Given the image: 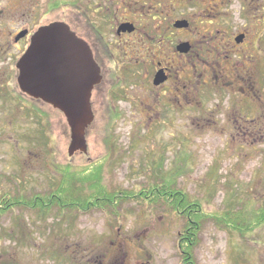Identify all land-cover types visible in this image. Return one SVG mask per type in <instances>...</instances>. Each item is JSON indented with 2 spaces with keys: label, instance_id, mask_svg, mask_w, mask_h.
I'll list each match as a JSON object with an SVG mask.
<instances>
[{
  "label": "rangeland",
  "instance_id": "obj_1",
  "mask_svg": "<svg viewBox=\"0 0 264 264\" xmlns=\"http://www.w3.org/2000/svg\"><path fill=\"white\" fill-rule=\"evenodd\" d=\"M2 47L6 50V44H0V53ZM8 48L0 54V198L10 194L34 204L31 199H46L68 183L66 166L72 174L104 159L108 160L104 179L110 190L140 191L181 167L182 157L191 170L179 176L177 188L199 200L208 213H228L229 220L236 217L233 223L252 225L241 234L205 221L195 249L197 264H264V223L255 219L256 212L264 210V140L249 144L235 140L228 129L232 122L223 124L220 114L217 121L226 133L213 120L200 122L198 114L192 113L173 124L149 123L147 112L152 108L147 99L145 105L136 102L139 91L142 99L148 94L128 75L121 105H111L107 85L96 95L95 122L86 134L89 155L70 157L66 117L20 93L18 74L9 69L16 51ZM17 97L24 101L17 102ZM213 105L206 110L213 112ZM159 162L165 165L158 171ZM58 205L42 212L45 218L19 207L5 214L0 220V260L181 264L177 237L184 220L165 204L122 201L109 211L88 213L62 211Z\"/></svg>",
  "mask_w": 264,
  "mask_h": 264
},
{
  "label": "flooded vegetation",
  "instance_id": "obj_2",
  "mask_svg": "<svg viewBox=\"0 0 264 264\" xmlns=\"http://www.w3.org/2000/svg\"><path fill=\"white\" fill-rule=\"evenodd\" d=\"M0 4V44L16 51L11 73L19 76L18 62L34 35L62 24L86 45L97 70L99 81L90 95L93 114L96 95L106 85L108 93L112 91L111 105H121L122 85L132 75L135 86L148 94L142 99L139 91L136 102L145 105L147 99L152 108L147 112L149 123L173 124L192 113L198 114V121L213 120L221 129L216 117L220 114L223 124L232 122L228 129L235 140L246 144L264 140V0H0ZM211 102L213 112L206 110ZM111 116L112 121L117 119Z\"/></svg>",
  "mask_w": 264,
  "mask_h": 264
},
{
  "label": "trees",
  "instance_id": "obj_3",
  "mask_svg": "<svg viewBox=\"0 0 264 264\" xmlns=\"http://www.w3.org/2000/svg\"><path fill=\"white\" fill-rule=\"evenodd\" d=\"M181 160L185 162V165L175 167L169 174L160 176V180L140 191L110 190L104 179L107 159L89 164L84 169L72 172V174L68 172L71 167L66 166L67 168L63 170L68 183H63L59 190L56 189L57 191L55 190L46 199L36 197V199H31V201L34 200V204H32L23 200V198H12L10 194H5L1 197L0 220L16 207L36 212V214L40 213L39 217L42 215L41 217L45 218L42 212L48 213L57 203H59L58 207L62 211L70 209V212L79 211L81 213H88L94 210L105 211L110 207L117 208L122 201L142 202L150 205L165 204V207L173 212L177 218L184 220L183 229L177 237V248L181 264H197L194 258L195 249L199 245V236L202 224L205 221L212 220L217 227H226L241 234L244 231H250L252 225L247 223L245 225L235 224L233 220L236 217L229 220L226 218L229 215L228 213L222 215H219V213H208L199 200L191 199L187 192L177 188L176 184L179 176L184 171L191 170L186 159L181 157ZM163 162H159L157 165L158 169L155 167V170L159 171V167ZM113 213L115 212L112 211ZM45 215L46 217L48 216V214ZM255 216H257L255 218L256 221L259 220V223H264V210H259Z\"/></svg>",
  "mask_w": 264,
  "mask_h": 264
},
{
  "label": "water",
  "instance_id": "obj_4",
  "mask_svg": "<svg viewBox=\"0 0 264 264\" xmlns=\"http://www.w3.org/2000/svg\"><path fill=\"white\" fill-rule=\"evenodd\" d=\"M34 36L18 62L19 88L64 114L71 130L70 157L87 155L86 134L94 122L90 95L99 81L91 53L62 24L43 28Z\"/></svg>",
  "mask_w": 264,
  "mask_h": 264
}]
</instances>
